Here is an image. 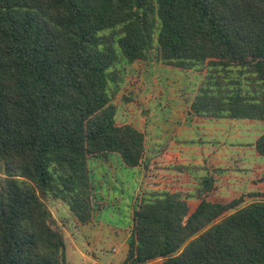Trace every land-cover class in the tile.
Wrapping results in <instances>:
<instances>
[{"label": "trees", "instance_id": "16d2710c", "mask_svg": "<svg viewBox=\"0 0 264 264\" xmlns=\"http://www.w3.org/2000/svg\"><path fill=\"white\" fill-rule=\"evenodd\" d=\"M152 61L203 75L187 124L260 125L252 147L264 159V0H0V264H66L42 199L88 224L89 160L114 153L147 169L123 264H264L263 201H212V174L226 170L196 177L162 152L143 163L144 133L116 124L128 69Z\"/></svg>", "mask_w": 264, "mask_h": 264}, {"label": "rangeland", "instance_id": "374dc122", "mask_svg": "<svg viewBox=\"0 0 264 264\" xmlns=\"http://www.w3.org/2000/svg\"><path fill=\"white\" fill-rule=\"evenodd\" d=\"M202 78L203 75L196 71L172 70L160 62L152 61L151 65L134 63L127 71L121 92L113 101L117 107L116 124H129L144 133L146 155L143 163L162 152L163 161L177 163V160H184L196 166V177L212 172L210 169L215 164L208 161L205 151L197 154L198 148L214 150V147L220 156L244 153V160L239 161L244 165L215 166L226 172L223 175L212 172L218 179L210 198L224 203L241 197L243 203L236 209L252 202H264V159L255 158L250 151L256 135L260 134V125L225 120L222 122L226 123L215 125L216 129L212 126H208L210 130L203 126V130L198 132L186 129L197 130L201 126L199 121L187 124L185 115ZM184 134L190 136L185 137ZM173 136L180 138L181 144L176 145L173 151L163 153V148L171 143ZM108 162L111 165L106 168L104 164ZM88 167L95 207L91 222L80 225L64 203L48 198L42 200L54 220V227L64 235L66 264H123L132 230L134 199L142 189L147 169H127L115 153L108 158L92 157ZM2 178L0 164V185ZM146 182V190H153L152 183L148 179ZM227 184L231 186L227 187ZM254 185H258L261 191H251ZM257 194L260 196L256 197ZM230 213L232 211L227 215ZM76 224L80 226L74 227Z\"/></svg>", "mask_w": 264, "mask_h": 264}, {"label": "crops", "instance_id": "0c3cea01", "mask_svg": "<svg viewBox=\"0 0 264 264\" xmlns=\"http://www.w3.org/2000/svg\"><path fill=\"white\" fill-rule=\"evenodd\" d=\"M198 122V121H197ZM202 122H204V123H202ZM243 122H246V123H248V124H251V125H256V124H252V123H250V122H247V121H243ZM223 123H226V122H222V121H220V122H206V121H199V124L201 125L197 130L196 129H191V128H186L187 130H190V131H192V130H195V132H198V131H201V130H203L201 127H203V126H205V128H208V126L209 127H213L214 129H216L217 128V126H215V125H219V124H223ZM201 128V129H200ZM209 129V128H208ZM210 130V129H209ZM183 136H185V137H189L190 135L189 134H184ZM259 135H256V137H255V139H254V141L252 142V145L254 144V142H255V140L257 139V137H258ZM210 149L211 148H207V147H203V148H198V153L197 154H199V155H201L202 154V152H206V154H208V152L210 151ZM212 149H214V151H215V154L214 155H212L211 157H210V161H212V163L214 164V165H220V163H224V164H222V166L223 165H225V166H223V167H231V166H233V165H235V164H239L240 166L241 165H244V162H241V163H239V161L240 160H244V158L242 157V155L244 154V153H235V154H228V155H225V154H221V156L219 155V153H217V149L216 148H212ZM202 150V151H201ZM250 151H252L253 152V156L255 157V158H258V159H261V158H259L258 156H257V154L254 152V149H253V147L252 146H250ZM217 153V154H216ZM201 160V159H200ZM105 165V167L107 168L109 165H111L110 164V162H108V163H106V164H104ZM231 186V185H230ZM136 198H137V196L135 197V199H134V203H135V201H136ZM116 199H118V198H116ZM136 204V203H135ZM131 212H133V208H132V211ZM77 226V227H76ZM78 226H80V225H75L74 227H76V228H78ZM77 242H79V240H77Z\"/></svg>", "mask_w": 264, "mask_h": 264}]
</instances>
